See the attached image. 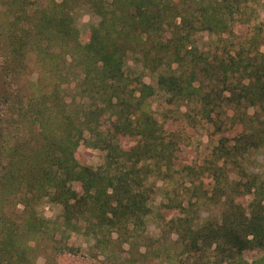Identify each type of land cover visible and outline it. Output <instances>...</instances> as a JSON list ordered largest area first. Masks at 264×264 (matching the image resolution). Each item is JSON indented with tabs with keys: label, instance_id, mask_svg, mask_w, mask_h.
I'll return each instance as SVG.
<instances>
[{
	"label": "trees",
	"instance_id": "16d2710c",
	"mask_svg": "<svg viewBox=\"0 0 264 264\" xmlns=\"http://www.w3.org/2000/svg\"><path fill=\"white\" fill-rule=\"evenodd\" d=\"M262 9L264 0H0V264H57L82 241L110 264H264ZM83 15L97 19L88 32ZM237 25L248 29L237 35ZM154 98L211 127L201 163L179 162ZM122 138L134 144L123 149ZM83 148L103 162L89 166ZM258 156L259 169L245 167ZM156 180L184 181L188 200L166 189L156 206Z\"/></svg>",
	"mask_w": 264,
	"mask_h": 264
},
{
	"label": "rangeland",
	"instance_id": "374dc122",
	"mask_svg": "<svg viewBox=\"0 0 264 264\" xmlns=\"http://www.w3.org/2000/svg\"><path fill=\"white\" fill-rule=\"evenodd\" d=\"M258 21H264V9L258 11ZM97 23V19L91 17L90 15H83L79 19V27L88 32L90 26L95 25ZM248 27L237 25L236 26V34L241 35L247 31ZM31 69H33L31 65ZM26 79H29V76H26ZM146 83H152L150 77L147 76L144 78ZM4 90V85L2 82V78L0 75V96ZM151 104L153 109H157L158 112V119L160 122L163 121L164 117L166 118L167 122L170 123L169 126L167 124V132L171 131L175 133V140L178 144L179 152V162L182 164H199L205 159L212 147L213 140H211V127L202 124L197 127H192L187 122L181 120L180 114L176 113L173 108L170 106H165L163 103V99L161 98H154L151 100ZM2 106L0 105V109ZM182 111V110H180ZM167 112V113H166ZM183 112V111H182ZM166 115V116H165ZM164 116V117H163ZM134 144V140L132 138H122L120 141V145L123 149H128ZM81 153L83 154L86 163L96 168L103 162V153L98 150H92L90 148H83L81 149ZM257 163L255 162V157H247L244 161L245 167H250L252 169H259V165L263 163L262 156L256 157ZM182 182V184H181ZM200 182L203 183V186H206L209 183V179L205 176L200 178ZM197 185L199 181L195 182ZM184 181H179L178 183H163L160 180H156L154 190L156 191L155 196V205L159 206L160 203L163 201V194L167 190H174L176 195V199L180 201L184 196V187H187ZM184 194V196H183ZM188 199L184 197V203ZM216 211V209L213 210ZM41 212L44 217L46 218H54L59 213V208L57 207H50L46 206L41 209ZM166 218H170V214H165ZM149 232L150 235L153 236L157 233L154 224L151 222L149 223ZM80 249L74 254L65 253L60 254L56 257L55 261L57 264H110L108 261H105L103 256L100 255L98 250L91 248L92 242L82 241ZM130 257V255H127ZM244 259H255L258 257L257 252H246L244 253ZM37 264H44L43 257H39L37 259Z\"/></svg>",
	"mask_w": 264,
	"mask_h": 264
}]
</instances>
